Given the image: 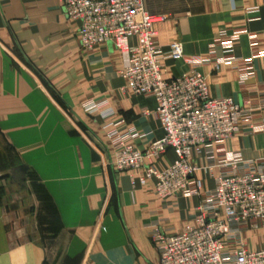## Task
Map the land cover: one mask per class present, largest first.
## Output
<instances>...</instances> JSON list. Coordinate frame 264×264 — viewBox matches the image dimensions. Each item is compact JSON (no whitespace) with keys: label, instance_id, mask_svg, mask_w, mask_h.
Here are the masks:
<instances>
[{"label":"crops","instance_id":"1","mask_svg":"<svg viewBox=\"0 0 264 264\" xmlns=\"http://www.w3.org/2000/svg\"><path fill=\"white\" fill-rule=\"evenodd\" d=\"M143 6L163 18L155 24L162 52L177 40L184 55L209 60L198 68L209 95L249 102L252 124L264 125V0H143ZM78 26L60 0H0V139L11 149L8 171L18 173L30 201L27 225L13 227L0 205V264H158L152 228L175 234L194 225L198 199H161L153 180L140 186L137 174L111 167L106 125L119 123L121 132L137 135L131 144L141 151L164 132L154 98L122 89L118 52L109 44L83 51ZM228 55L237 61L214 69ZM243 62L248 74L238 70ZM163 67L166 78L188 69L169 58ZM90 102L99 108L87 112ZM212 150V160L205 149L192 159L205 191L213 190L227 154L264 160V129L243 126ZM174 159L168 149L155 167L163 170ZM21 165L24 179L15 170ZM209 165L211 173L204 170ZM241 239L247 249H263L264 228L242 227Z\"/></svg>","mask_w":264,"mask_h":264},{"label":"built area","instance_id":"2","mask_svg":"<svg viewBox=\"0 0 264 264\" xmlns=\"http://www.w3.org/2000/svg\"><path fill=\"white\" fill-rule=\"evenodd\" d=\"M60 3L66 18L79 23L80 48L91 52L111 45L120 56L122 89L135 96H151L156 102L154 114L164 135L143 151L131 144L137 135L121 132L119 123L104 127L112 150L111 167L117 173L137 174L140 186L153 180L155 195L161 199L179 195L198 199L194 225L175 234L165 233L158 225L152 228L150 239L158 253V264H264V248L247 249L241 239L242 227L264 228V160L255 164L243 161L239 153L227 154L219 161L223 171L214 177L215 186L210 191H205L203 181L195 176L197 167L192 160L203 149L212 160V146L232 138L243 126L253 132L264 129V125L252 124L249 102L238 105L230 97L212 98L207 79L198 69L209 60L184 55L181 42L172 41L168 51L162 52L155 24L163 18L148 13L143 0ZM235 37H230L226 53L232 52ZM251 48L256 56L255 46ZM165 58L182 60L188 69L166 78ZM236 61L228 55L214 61V69ZM238 66L242 74L249 73V62ZM97 108L92 102L84 106L87 112ZM149 113L146 108L142 110L143 115ZM168 149L175 159L158 170L155 162ZM214 166L204 170L211 173Z\"/></svg>","mask_w":264,"mask_h":264},{"label":"rangeland","instance_id":"3","mask_svg":"<svg viewBox=\"0 0 264 264\" xmlns=\"http://www.w3.org/2000/svg\"><path fill=\"white\" fill-rule=\"evenodd\" d=\"M13 163L11 149L0 139V205L8 227L27 225L30 203L29 188L20 184L18 173L8 171Z\"/></svg>","mask_w":264,"mask_h":264},{"label":"water","instance_id":"4","mask_svg":"<svg viewBox=\"0 0 264 264\" xmlns=\"http://www.w3.org/2000/svg\"><path fill=\"white\" fill-rule=\"evenodd\" d=\"M15 170L20 172L21 173V178L24 179V174L26 172L25 167L21 165V166H18Z\"/></svg>","mask_w":264,"mask_h":264}]
</instances>
